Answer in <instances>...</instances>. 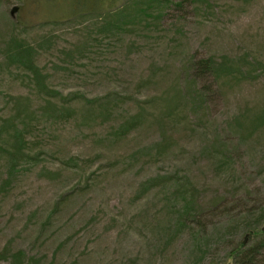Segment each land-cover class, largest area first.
Returning a JSON list of instances; mask_svg holds the SVG:
<instances>
[{
    "label": "rangeland",
    "instance_id": "1",
    "mask_svg": "<svg viewBox=\"0 0 264 264\" xmlns=\"http://www.w3.org/2000/svg\"><path fill=\"white\" fill-rule=\"evenodd\" d=\"M98 3L0 0V264H233L264 228V0Z\"/></svg>",
    "mask_w": 264,
    "mask_h": 264
},
{
    "label": "trees",
    "instance_id": "2",
    "mask_svg": "<svg viewBox=\"0 0 264 264\" xmlns=\"http://www.w3.org/2000/svg\"><path fill=\"white\" fill-rule=\"evenodd\" d=\"M99 1L101 0H90L89 2V6L86 7L85 9L83 7H80V2H84V0H71V2L75 3V7L74 8L78 13L79 12H85L87 10L89 11H96L97 10V5H99ZM119 0H108V5L115 7L117 5V2ZM141 1V0H140ZM143 1V0H142ZM139 4L137 6H135L136 11L138 9H140ZM148 8L144 7L141 8V14H148L147 13ZM200 68H204V66H200ZM212 69V68H211ZM209 69V70H211ZM252 225H249L247 227H251ZM254 226V225H253ZM247 236L248 235H252V237H256L258 238V242L253 243L251 246L249 247H245L242 243H240L239 245L235 246V248L230 251L231 254H229V258L234 260L233 264H257L256 263V255H257V251L259 249V247H264V228H260L258 229L257 227H254L253 229H248L247 230ZM260 251V250H259ZM236 259V261H235Z\"/></svg>",
    "mask_w": 264,
    "mask_h": 264
},
{
    "label": "water",
    "instance_id": "3",
    "mask_svg": "<svg viewBox=\"0 0 264 264\" xmlns=\"http://www.w3.org/2000/svg\"><path fill=\"white\" fill-rule=\"evenodd\" d=\"M15 9H16V8H14L13 10H11V14H13V13H14ZM244 242H246V240H245Z\"/></svg>",
    "mask_w": 264,
    "mask_h": 264
}]
</instances>
